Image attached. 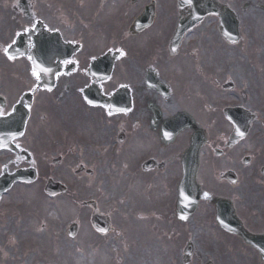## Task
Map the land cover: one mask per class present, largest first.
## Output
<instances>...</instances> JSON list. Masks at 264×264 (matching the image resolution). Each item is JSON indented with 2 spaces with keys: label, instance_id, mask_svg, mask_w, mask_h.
<instances>
[{
  "label": "rangeland",
  "instance_id": "374dc122",
  "mask_svg": "<svg viewBox=\"0 0 264 264\" xmlns=\"http://www.w3.org/2000/svg\"><path fill=\"white\" fill-rule=\"evenodd\" d=\"M38 1L41 14L51 28L61 27L65 29L63 32L65 35L73 33L76 29L95 30L93 36L89 38L85 36V52L81 58L87 65L90 58L99 56L112 46V42L108 40L111 29L119 28L124 20L127 22L125 26L128 27L138 14L139 7L153 0H142L135 6H132L129 0H76V5L73 3L72 6H69L71 0ZM156 1L158 20L151 48L160 53L163 68L185 63L178 66V71L169 69L170 77L168 74L163 76L168 86L166 95L168 99L178 98L181 110L192 114L201 122L205 118L200 108L203 106L218 125L228 126L221 115L218 116L219 78L214 71L204 68L200 61L194 59L196 56L202 58L205 65L215 69L218 74L224 76L228 73L235 74L240 83L238 84L235 78L231 80L238 86V90L247 85L252 86L254 90L259 85V81L254 77L256 75L260 79L257 93L264 99V0L232 1L240 20L243 37L241 45H227L218 31L219 19L208 18L185 39L184 51L192 52V56L185 55L183 50L174 56L162 53L167 33L172 30V24L176 21L177 7L176 0ZM87 2H92L89 8L87 5L85 8L82 7V4ZM2 3L0 0V6ZM243 5L247 8L242 7ZM89 9L95 12L97 20L101 16L107 19L109 29H103L96 20H87ZM3 14V10L0 9L2 17L0 26L3 29L9 26L11 29H17L15 23L10 25L8 18H3ZM56 15L59 18L63 17L70 26L64 24L62 26V21L57 20ZM23 25L26 26L25 23ZM2 35L0 31V36ZM146 42L127 41L120 33H117L115 39V43L128 46L144 45ZM146 46L142 48L144 53ZM92 47L95 49L92 50ZM127 63L130 69L129 78H137L141 88L143 82L140 81V77L143 76V71L140 61ZM185 65L189 69L188 75L197 77L202 71L205 73L207 85L205 92L200 95L187 92L181 75L187 71ZM85 69V66H81L77 75L64 76L60 80L57 93L53 95L59 115L55 105H52L51 96L39 94L37 98L39 107L33 111L35 115L33 129L47 123L46 126L57 130L52 132L49 128L46 131L43 129L27 139L34 149L40 144L39 152L43 159L36 158V161L42 178L31 187L17 186L12 194H6L0 202V264H183V255L179 254L186 241V235L184 229L176 224L175 194L165 185L163 178L148 179L140 171L141 161L137 145L145 141V133L128 134V141L121 146L120 141H116L122 130L120 118L110 119L108 123L97 120L98 134L94 122L81 119L84 117L87 120H94L93 114L77 101L81 98L78 89L86 85ZM122 69V66L118 68V75ZM3 72L4 76L18 77L21 80L9 84L14 96L26 92L28 68L23 61L16 63L5 61ZM238 75L243 77L240 78ZM190 85L195 86L197 90L204 85V81L196 83L190 81ZM66 87L69 92L65 91ZM153 95L155 94L152 91L144 89L143 96L146 99ZM259 96L251 91L246 102L253 101L256 104L254 109L264 112V104ZM161 107L165 111V117L173 116L179 111L171 102L165 110L163 105ZM98 115L99 113H95V118L101 119ZM40 116L47 118V121H41ZM59 116L65 117V120ZM131 117L133 120L135 116ZM76 125L80 128L77 129ZM43 132L44 136L40 134ZM25 148L28 149V143ZM103 150L107 153L103 154L101 152ZM46 152L47 155H43ZM115 154L122 159V165L118 169L119 157ZM59 157L63 162L60 167H54L52 161ZM25 163H28L25 157L14 154L0 156V173L4 169L13 173L27 167ZM79 166L92 171V176L75 175ZM115 176L117 177L113 183ZM49 178L68 187L65 196L49 201L45 197L42 198V190ZM74 198L79 208H73L71 200ZM92 200L101 201L100 212L106 217L110 216L115 230L104 238L96 234L89 222H82L78 218L80 209L84 213L93 212L83 206V202ZM69 208L73 210L68 211ZM127 214L128 221L125 220ZM205 214H210L209 207ZM74 223H77V234L71 239L69 231ZM133 226L139 230L136 237L129 235ZM186 229L189 231L187 239H191L196 247L191 264H259L256 255L245 250L235 240L223 236L220 230L215 225L211 226L202 215H199L198 223L194 219ZM93 240L96 249L105 256L94 250ZM100 241H103V244Z\"/></svg>",
  "mask_w": 264,
  "mask_h": 264
},
{
  "label": "flooded vegetation",
  "instance_id": "af4514ba",
  "mask_svg": "<svg viewBox=\"0 0 264 264\" xmlns=\"http://www.w3.org/2000/svg\"><path fill=\"white\" fill-rule=\"evenodd\" d=\"M25 21L27 24H30L28 18H25ZM29 27V25H20L18 30L27 32L30 30ZM80 30L76 29L73 33L67 34L68 38L76 40H69L62 36L64 41L72 43L74 46L79 45L80 42L78 40L81 38ZM116 30L127 34L129 29ZM64 31L65 29H63ZM11 38L12 36H10ZM3 46L8 47L10 44H4ZM77 57L78 55L74 58ZM30 77H33L31 69ZM165 84V82L160 84L155 82L154 86H150L145 81V88L138 89V91L135 88L132 95L135 101L134 109L130 114L121 115V118L123 130L126 132V141H128L129 135L134 133H145L146 135L145 141L137 145V153L141 161V173L148 179L163 178L165 185L169 189L175 190L177 180L183 174L182 156L190 147L194 131L193 129H186L174 140L162 142L161 127L162 121L166 118L163 116L165 111H163L161 105H163L165 110L171 102L181 109L178 104V98H167L168 89ZM219 86L222 88V84ZM234 87L235 89L229 92L231 97H228L227 106H241L238 100L239 93L236 86ZM144 89L150 92L152 91L155 94L151 100L143 96ZM65 91L69 92L68 87L65 88ZM41 94L49 95L47 92H42ZM224 94L225 92L220 89L219 95L223 98L218 104V116L222 113V117L223 110L226 106ZM3 96L0 93V119L12 112L22 93L14 96L12 89H9L5 90ZM155 108H158L161 112L160 119H156ZM98 110L104 111L102 108H98ZM144 114H148V117L142 116ZM131 116H135V122L132 121ZM33 117L32 115L29 128L32 125ZM197 121L201 134L205 139V144L201 152L199 172L204 188L203 201L210 204L212 198H221L230 201L245 231L255 237H264V122L262 127H257V122H255L246 140L237 145H231L229 143V137L233 128L229 124H227V127L222 124L218 125L212 117L208 116L204 118L203 122L199 119ZM96 135L94 137L95 139ZM26 143H29V141L27 140ZM39 150L40 144L37 145L36 153L42 157ZM43 155L46 156L47 152ZM149 163L150 165L147 166ZM233 239L245 245L241 238L235 236ZM248 248L253 254L260 257L259 251L250 247Z\"/></svg>",
  "mask_w": 264,
  "mask_h": 264
},
{
  "label": "water",
  "instance_id": "95a60500",
  "mask_svg": "<svg viewBox=\"0 0 264 264\" xmlns=\"http://www.w3.org/2000/svg\"><path fill=\"white\" fill-rule=\"evenodd\" d=\"M179 7L182 11V17L180 19V22L178 24V35L177 37L182 35L183 30L189 29L194 22H198L202 17L208 15V14H213V15H218L222 21V28L225 29L226 31L228 29H234L232 28V25L234 24V20L236 22V15H234L229 9L219 6L214 0H179ZM192 7L193 11L190 12V19H186L183 16L184 11ZM154 16V8L149 7L147 8L145 14L139 18L136 23L134 24V29H144L147 26L151 24L152 18ZM192 23V24H191ZM237 23V22H236ZM22 42V41H21ZM25 54V53H24ZM37 61L40 64L41 62V55L38 54L37 56ZM108 76H110V72L108 73ZM103 79L98 80V84L102 82ZM53 82V81H52ZM51 84V80H50ZM53 86V85H52ZM52 88V87H51ZM87 90H91V87L88 88ZM86 90V91H87ZM92 90H99L97 86H94ZM30 104V101L27 102V105ZM25 105V102L22 106ZM20 110V108H19ZM18 112V111H16ZM14 116L9 118V123L12 121ZM27 118V113L24 114V119L22 120L21 124V129L19 128H13V131L15 132L16 136L18 137V133H21L23 131L24 125L26 123ZM18 122H13L12 124H17ZM11 139V138H10ZM37 179V173L34 170L28 171V172H18L14 176L8 177L7 182H3L4 180H1L0 182V192L2 193L5 191L7 188H10L14 183L19 182V181H25L27 183H32ZM6 180V179H5ZM195 178L192 181V184H194ZM181 188V199L182 202L185 201H191V192L187 188V184L185 183V179L183 183L180 186ZM66 192V188L62 186L59 183H55L53 180H50L45 188V193L49 195L50 197H55L58 194H64ZM197 200H198V190L196 192V196L194 201L192 202L194 204V207L191 209L193 211L196 206H197ZM180 214V213H179ZM95 227L98 230H101L102 226H99L97 223H95ZM106 231V228L105 230ZM256 245H259L258 240H252ZM187 256L192 254V248L189 247L186 251Z\"/></svg>",
  "mask_w": 264,
  "mask_h": 264
},
{
  "label": "snow or ice",
  "instance_id": "6c2138e0",
  "mask_svg": "<svg viewBox=\"0 0 264 264\" xmlns=\"http://www.w3.org/2000/svg\"><path fill=\"white\" fill-rule=\"evenodd\" d=\"M6 51H7V50H6ZM8 58H9V59H12V57H11V56H9ZM41 71H42V72H48V71H49V69H41ZM33 74L37 76V79H39V78H40L38 73H33ZM166 135H167V134H166ZM241 135H242V133H241Z\"/></svg>",
  "mask_w": 264,
  "mask_h": 264
},
{
  "label": "bare ground",
  "instance_id": "6f19581e",
  "mask_svg": "<svg viewBox=\"0 0 264 264\" xmlns=\"http://www.w3.org/2000/svg\"><path fill=\"white\" fill-rule=\"evenodd\" d=\"M136 233H138V231H136ZM129 234H130L131 236H133L134 233H133V232H130Z\"/></svg>",
  "mask_w": 264,
  "mask_h": 264
}]
</instances>
